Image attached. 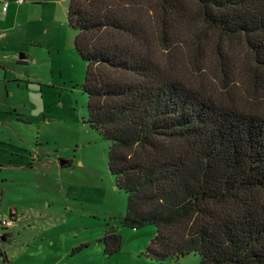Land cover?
I'll use <instances>...</instances> for the list:
<instances>
[{
    "label": "trees",
    "instance_id": "obj_1",
    "mask_svg": "<svg viewBox=\"0 0 264 264\" xmlns=\"http://www.w3.org/2000/svg\"><path fill=\"white\" fill-rule=\"evenodd\" d=\"M196 3L199 23L243 39L252 54L250 74L235 79L232 69L224 77L235 86L220 97L181 77L182 0H156L151 16L142 0H70L89 124L109 142V170L128 195L121 224L158 230L150 257L264 264V0ZM103 243L107 256L121 250L116 227ZM0 263L10 264L1 249Z\"/></svg>",
    "mask_w": 264,
    "mask_h": 264
},
{
    "label": "rangeland",
    "instance_id": "obj_2",
    "mask_svg": "<svg viewBox=\"0 0 264 264\" xmlns=\"http://www.w3.org/2000/svg\"><path fill=\"white\" fill-rule=\"evenodd\" d=\"M0 1L9 3L7 18L0 13V57L8 77L25 78L0 77V249L10 264H201L198 254L158 261L147 254L157 228L121 224L128 195L109 170V142L89 124L87 63L69 26L70 0ZM142 1L150 16L157 11L156 0ZM182 3L189 23L177 44L181 77L220 97L225 85L235 86L224 77L232 69L235 79L250 74L252 54L243 39L199 23L196 0ZM196 34L206 40L196 45ZM152 48L158 51L155 42ZM218 53L231 66L225 72ZM28 75L37 83H28ZM244 93L242 98H252ZM42 149L49 163L25 168L29 154ZM61 161L68 164L61 167ZM12 214L14 226L6 229L1 223ZM111 227L122 248L107 256L103 238Z\"/></svg>",
    "mask_w": 264,
    "mask_h": 264
},
{
    "label": "crops",
    "instance_id": "obj_3",
    "mask_svg": "<svg viewBox=\"0 0 264 264\" xmlns=\"http://www.w3.org/2000/svg\"><path fill=\"white\" fill-rule=\"evenodd\" d=\"M16 2V1H15ZM3 1H0V5H1V7L3 6ZM25 4V3H24ZM19 5V4H18ZM8 10H9V8H8ZM8 12V11H7ZM7 12L6 13H4L3 11H2V9H1V11H0V13H1V15L3 16V18H7ZM6 22H3L2 24H5ZM10 29L11 28H13V27H9ZM1 35H5V34H0V36ZM2 37V36H1ZM4 38V37H3ZM25 56V59H27L28 58V56L27 55H24ZM3 60V58L2 57H0V69H2V70H0L1 72H0V77H1V73H3V78L5 79V80H10V79H16V80H25V78H23V79H20V78H18V77H8V72H7V69H6V65L4 64V61H2ZM25 61H22L21 63H24ZM29 74V73H28ZM26 81L28 82V83H30V84H35V83H37L36 81H34L32 78H31V76L30 75H28L27 76V79H26ZM3 83H1V85H2ZM0 85V86H1ZM1 89V88H0ZM46 122V121H45ZM40 153H42L41 154V156L40 155H38V154H40ZM29 159L31 160V159H33L32 161V164H31V162L29 163V162H27V164L25 165V168H29V164H31L32 165V167L34 166V167H37V166H39V168H41V167H44L45 165H47V163H49V155H48V153H44V150L42 149V151L41 152H37V151H33L32 153H30L29 154ZM33 167V168H34ZM3 241H6V240H3ZM6 251V250H5ZM6 254H7V252H6ZM8 256V255H7ZM8 260H9V263H10V259H9V257H8Z\"/></svg>",
    "mask_w": 264,
    "mask_h": 264
},
{
    "label": "built area",
    "instance_id": "obj_4",
    "mask_svg": "<svg viewBox=\"0 0 264 264\" xmlns=\"http://www.w3.org/2000/svg\"><path fill=\"white\" fill-rule=\"evenodd\" d=\"M16 3L17 4H19V5H22V4H24V3H26V0H16ZM8 8H9V3H3V6H2V11L4 12V13H6L7 11H8ZM2 83V80H1V78H0V84ZM14 223H15V221L13 220V218L11 217L10 219H8V220H3L2 221V226L4 227V228H6V229H11V228H13V226H14ZM0 264H3V263H0Z\"/></svg>",
    "mask_w": 264,
    "mask_h": 264
},
{
    "label": "water",
    "instance_id": "obj_5",
    "mask_svg": "<svg viewBox=\"0 0 264 264\" xmlns=\"http://www.w3.org/2000/svg\"><path fill=\"white\" fill-rule=\"evenodd\" d=\"M24 58H25V56H24V55H21L20 59L23 60ZM67 164H68L67 161H61L60 166H61V167H64V166H66ZM3 240H5V238H3Z\"/></svg>",
    "mask_w": 264,
    "mask_h": 264
},
{
    "label": "flooded vegetation",
    "instance_id": "obj_6",
    "mask_svg": "<svg viewBox=\"0 0 264 264\" xmlns=\"http://www.w3.org/2000/svg\"><path fill=\"white\" fill-rule=\"evenodd\" d=\"M0 85H1V84H0ZM32 160H33V159H31V164H32V162H33ZM31 164H29V165H28V166H29V168H33V167H34V166L32 167V165H31ZM11 217L13 218V217H14V215L12 214V215H11ZM4 236H5V235H4ZM4 236H2V239H1V240H3V238H5V240L7 241L9 238L7 239V238H6V237H4ZM7 236L9 237V235H7Z\"/></svg>",
    "mask_w": 264,
    "mask_h": 264
}]
</instances>
